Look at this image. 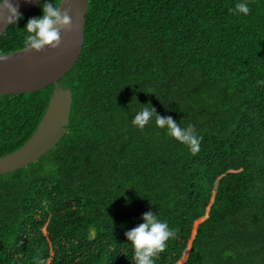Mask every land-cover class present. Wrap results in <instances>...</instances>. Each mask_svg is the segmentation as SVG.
Wrapping results in <instances>:
<instances>
[{
  "label": "trees",
  "instance_id": "16d2710c",
  "mask_svg": "<svg viewBox=\"0 0 264 264\" xmlns=\"http://www.w3.org/2000/svg\"><path fill=\"white\" fill-rule=\"evenodd\" d=\"M41 0L0 35L24 48ZM87 0L67 132L0 174V264H134L125 233L151 211L176 232L155 264H264V0ZM54 84L0 95V156L33 133ZM150 105L200 150L155 126Z\"/></svg>",
  "mask_w": 264,
  "mask_h": 264
},
{
  "label": "water",
  "instance_id": "95a60500",
  "mask_svg": "<svg viewBox=\"0 0 264 264\" xmlns=\"http://www.w3.org/2000/svg\"><path fill=\"white\" fill-rule=\"evenodd\" d=\"M41 0H15L18 14L29 11ZM61 11L70 8L73 30L61 31V44L56 49L26 52L25 47L13 53L0 55V95L34 91L54 84L47 107L30 137L17 149L0 156V174H6L35 162L55 147L67 132L71 93L57 84L75 63L83 40V26L87 0H60ZM8 25L0 24V35Z\"/></svg>",
  "mask_w": 264,
  "mask_h": 264
},
{
  "label": "clouds",
  "instance_id": "9594fccd",
  "mask_svg": "<svg viewBox=\"0 0 264 264\" xmlns=\"http://www.w3.org/2000/svg\"><path fill=\"white\" fill-rule=\"evenodd\" d=\"M24 2H31V0H24ZM40 7L42 15L39 18H30L24 28L27 33L24 40L26 51L32 50L39 53L45 48L56 49L61 44V31L73 30V21L69 15L70 8H64L61 11V6L58 7L52 2H45ZM229 11L246 16L250 9L245 0V2L237 3ZM21 18L15 0H0V24H16ZM153 118L155 126L166 129L169 137L187 146L193 154L199 152L202 137L197 135L194 125L181 127L171 117L157 115L150 105L141 107L132 120V125L143 130ZM141 219L143 223L127 231L125 236L134 249V264H155V258L165 251L167 241L174 239L176 232L169 228L166 221L158 219L157 214L151 211L143 214Z\"/></svg>",
  "mask_w": 264,
  "mask_h": 264
},
{
  "label": "bare ground",
  "instance_id": "6f19581e",
  "mask_svg": "<svg viewBox=\"0 0 264 264\" xmlns=\"http://www.w3.org/2000/svg\"><path fill=\"white\" fill-rule=\"evenodd\" d=\"M45 49H47V48H45ZM29 51L31 52L32 50H28V51H26V52H29Z\"/></svg>",
  "mask_w": 264,
  "mask_h": 264
}]
</instances>
